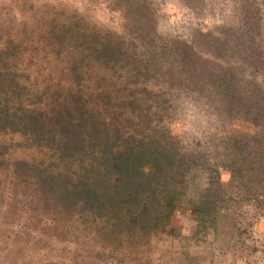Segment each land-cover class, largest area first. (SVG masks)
Segmentation results:
<instances>
[{
  "label": "trees",
  "instance_id": "obj_1",
  "mask_svg": "<svg viewBox=\"0 0 264 264\" xmlns=\"http://www.w3.org/2000/svg\"><path fill=\"white\" fill-rule=\"evenodd\" d=\"M110 2L122 13L119 31L24 2L23 30L0 34V171L42 210L132 245L171 226L196 171L207 175L190 209L196 228L215 231L222 209L233 210L232 234L248 228L240 203L264 218V91L159 35L148 0ZM259 30L246 17L238 37L246 62ZM182 89L205 93L230 125L214 157L190 151L171 129Z\"/></svg>",
  "mask_w": 264,
  "mask_h": 264
},
{
  "label": "rangeland",
  "instance_id": "obj_2",
  "mask_svg": "<svg viewBox=\"0 0 264 264\" xmlns=\"http://www.w3.org/2000/svg\"><path fill=\"white\" fill-rule=\"evenodd\" d=\"M24 2L35 4V10L45 6L76 11L90 24L114 31L123 23L122 13L112 8L110 0H0V34L23 30L30 16ZM148 2L159 35L186 42L204 53L210 66H232L240 80L264 91V0ZM246 17L260 29L257 44L251 46L250 64L243 58L245 44L238 40ZM211 50L218 51L219 57L209 56ZM206 97L196 89L179 90L171 129L190 151L214 157L221 152L220 141L230 125ZM218 171L223 185L228 184L229 171L222 167ZM206 182L205 172H193L184 206L176 211L171 226L132 245L110 238L103 226L42 210L36 206L38 196L27 192L10 173L0 171V264H264V218L245 203L238 205L236 214L242 223L254 221L248 228L244 224L232 234L233 210L228 209L218 213L215 231L196 228L190 209Z\"/></svg>",
  "mask_w": 264,
  "mask_h": 264
}]
</instances>
